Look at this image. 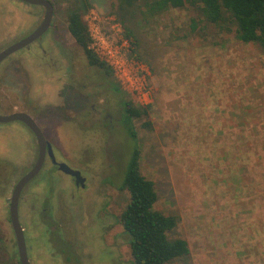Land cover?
I'll return each instance as SVG.
<instances>
[{
	"label": "rangeland",
	"instance_id": "1",
	"mask_svg": "<svg viewBox=\"0 0 264 264\" xmlns=\"http://www.w3.org/2000/svg\"><path fill=\"white\" fill-rule=\"evenodd\" d=\"M49 1L53 17L41 40L46 42L44 57L67 69L60 79L51 71L40 73L34 63L42 61L41 44L7 57L0 63V116L28 114L57 157L80 169L87 185L70 203L63 180L59 183L46 163L23 189L17 215L26 232L29 264H63L43 242L39 222L44 216V224L51 230L56 226L53 230L73 243L76 264H130L127 238L118 224L128 201L120 182L132 147L119 125L122 99L146 108V117L133 121L139 173L153 183V209L177 219L167 238L187 245L184 257L167 264H264L261 49L237 41L230 26L202 22L188 5L143 20L141 1L131 9L127 38L114 0H86L90 7L82 19L97 33L90 47L110 70L108 79L86 64L66 32L65 18L81 0ZM42 16L41 8L0 0V50L32 31ZM99 40L118 69L97 50ZM109 81L122 94L112 91ZM84 95L89 101L79 103ZM90 105L99 112L94 117ZM35 158V139L23 124H0V264H19L8 199ZM51 171L49 180L45 173ZM44 197L51 209L42 212ZM88 235L96 245L84 242Z\"/></svg>",
	"mask_w": 264,
	"mask_h": 264
},
{
	"label": "trees",
	"instance_id": "2",
	"mask_svg": "<svg viewBox=\"0 0 264 264\" xmlns=\"http://www.w3.org/2000/svg\"><path fill=\"white\" fill-rule=\"evenodd\" d=\"M142 9L138 15L147 20L169 9L190 6L197 9L202 22L233 29L234 37L243 44H255L264 53V0H114V14L124 30L125 37H131L127 25L132 20V7ZM89 3L81 0L69 10L65 18L66 32L74 45L81 51L86 64L97 68L106 78L112 75L106 64L98 59L90 48V37L82 19L89 10ZM194 31L195 22L191 21ZM112 91L122 94L109 81ZM119 125L131 142V152L120 182V189L128 195V201L118 216V224L127 238L130 264H167L184 257L188 250L185 241L168 239L166 234L175 226L177 219L153 209L156 193L153 183L139 173V146L133 121L146 117V108L133 106L126 99L120 101ZM143 128H150L144 124Z\"/></svg>",
	"mask_w": 264,
	"mask_h": 264
},
{
	"label": "water",
	"instance_id": "3",
	"mask_svg": "<svg viewBox=\"0 0 264 264\" xmlns=\"http://www.w3.org/2000/svg\"><path fill=\"white\" fill-rule=\"evenodd\" d=\"M30 6H39L43 9V17L39 25L27 36L16 41L13 44H10L6 48L0 51V62L3 61L7 56L27 47L30 43L39 38L49 27L52 15L53 8L52 5L46 0H16ZM10 122H20L23 124L33 135L36 146H37V157L36 160L29 171H27L13 186L10 197L8 199V220L9 225L14 237L17 259L19 264H29L26 249L24 245V239L22 234V229L18 222L17 216V205L18 198L23 189V187L34 178L37 173L40 171L44 154L46 151L47 156L51 159L52 165H55L57 170L64 175H67L73 178L75 185L82 184L83 178L80 177V174L76 170L70 169L64 163H56L54 161L53 155L51 153L50 145L45 140L42 132L35 124V122L25 113H11L5 116H0V124H6Z\"/></svg>",
	"mask_w": 264,
	"mask_h": 264
},
{
	"label": "flooded vegetation",
	"instance_id": "4",
	"mask_svg": "<svg viewBox=\"0 0 264 264\" xmlns=\"http://www.w3.org/2000/svg\"><path fill=\"white\" fill-rule=\"evenodd\" d=\"M14 1H16V0H14ZM46 1H48L51 5H52V8H53V4L49 1V0H46ZM19 2V1H18ZM27 5V4H26ZM27 6H30V5H27ZM32 7H38V8H41V7H39V6H32ZM42 9V8H41ZM43 10V9H42ZM43 17V16H42ZM52 17H53V15H52ZM42 20V19H41ZM41 20H40V22H41ZM39 22V23H40ZM51 23H52V19H51V22H50V25H49V27H48V29L40 36V37H42L41 39H40V37L39 38H37L35 41H33L32 43H30L27 47H25V48H23V49H21V50H19V51H17V52H15V53H13V54H17V53H20V52H22V51H25V50H27L29 47H32V46H36L37 44H41L40 45V53H41V58H42V61L40 62V64L39 63H34V67L35 68H38L39 69V72L40 73H45L44 71H40L41 69H44V70H46V71H51V74H52V77L53 76H57V78L58 79H60V74L61 73H65V70L67 69V67L65 66V65H63V62H60V63H58V61H51L50 59H47V58H45L44 56H45V54H46V51H45V48L43 47V46H46V42L44 43V45H43V43H41V40L42 39H45L47 36H48V34H49V29H50V27H51ZM39 25V24H38ZM37 25V26H38ZM36 26V27H37ZM35 27V28H36ZM34 28V29H35ZM33 29V30H34ZM32 30V31H33ZM32 31H30L29 33H31ZM29 33H27L26 35H24V36H22L20 39H22V38H24L25 36H27ZM20 39H18V40H16V41H19ZM15 41V42H16ZM37 41V42H36ZM15 42H13V43H15ZM12 43V44H13ZM10 45V44H9ZM9 45H7V46H9ZM6 46V47H7ZM6 47H4V48H6ZM3 48V49H4ZM2 49V50H3ZM1 51V50H0ZM13 54H11V55H13ZM11 55H9V56H11ZM9 56H7V57H9ZM6 57V58H7ZM5 58V59H6ZM4 59V60H5ZM2 62V61H1ZM0 62V63H1ZM64 71V72H63ZM66 90H69V89H66ZM78 99H79V103H80V101H83V102H85V104H86V102L87 101H89L88 100V97L86 96V95H84V96H82V97H79L78 96ZM77 105H79V104H77ZM82 105H83V103H82ZM75 107H76V105H75ZM81 108V107H80ZM82 110V109H81ZM90 111H91V113H92V117H94V114H98L99 112H96L95 110H94V107H93V105H90ZM16 113H22V112H16ZM26 114V113H25ZM28 115V114H27ZM29 116V115H28ZM30 117V116H29ZM31 118V117H30ZM32 120H33V118H31ZM34 121V120H33ZM35 122V121H34ZM84 125V124H83ZM27 129V128H26ZM28 130V129H27ZM29 131V130H28ZM30 132V131H29ZM31 133V132H30ZM33 136V135H32ZM48 142V141H47ZM49 143V142H48ZM35 144H36V142H35ZM49 145H50V149H51V153H52V155H53V158H54V161L56 162V163H64V160L63 159H60V158H58L57 157V155H56V153H55V151L53 150V148H52V146H51V144L49 143ZM36 157H37V146H36ZM35 160H36V158H35ZM35 162V161H34ZM48 164V166H49V169H52L55 173H57L58 174V176H57V178H58V182L60 183V181L61 180H63V181H61L62 183H64V187H66V193H67V200L71 203V202H73L74 201V199H75V196L76 197H79V198H81L79 195H78V193L80 192V191H84L85 189H86V185H87V177H85V175L80 171V169H75V168H70V169H72V170H76V171H78L79 172V174H80V177L81 178H83L84 180H83V182H82V184H78V185H75V182H74V180H73V178H71V177H69V176H67V175H64V174H62L61 172H59L58 170H57V168H56V166L55 165H52V163H51V159L47 156V154H46V151H45V154H44V158H43V163H42V166H41V169H40V171L37 173V175L34 177V178H32L29 182H27V184L23 187V189L25 188V187H27L28 185H30L33 181H34V179L39 175V174H41V173H43V171H42V169H43V167L45 166V164ZM34 164V163H33ZM66 165V164H65ZM33 166V165H32ZM31 166V167H32ZM31 169V168H30ZM29 169V170H30ZM28 170V171H29ZM53 172L51 171V172H46L45 174L47 175L46 177H47V179H49V180H51V179H53V178H51V174H52ZM24 175V174H23ZM22 175V176H23ZM64 176V177H62V176ZM21 176V177H22ZM20 177V178H21ZM19 178V179H20ZM18 179V180H19ZM17 180V181H18ZM16 181V182H17ZM15 182V183H16ZM15 185V184H14ZM13 188V187H12ZM23 189H22V191H23ZM21 191V192H22ZM21 194V193H20ZM20 196V195H19ZM18 201H19V198H18ZM50 203V200H49V198L48 197H44L43 198V200L41 201V211L42 212H44L46 209H48V210H50L51 209V205L49 204ZM45 206V207H42V206ZM17 207H18V205H17ZM18 216V215H17ZM46 217L44 216V217H42V219L44 220ZM43 220H41L39 223L40 224H42V227H43V233H44V240H43V242H45L46 243V245H47V248L48 249H50V250H52L53 251V253H55V252H57L58 253V257L59 258H61L62 259V261H63V264H71V263H73V261L75 262V255H76V251L74 250V247H73V243L71 242V241H68L67 239H65L64 237H63V233L61 232V230L58 232V231H54L53 229H55L56 228V226H53V229L51 230V228H49L46 224H44V222L45 221H43ZM19 222V221H18ZM20 225V224H19ZM20 227H21V229H22V234L25 232V230L23 229V227H22V225H20ZM61 232V233H60ZM88 232H91V228H90V225H89V228H88ZM26 233V232H25ZM90 235H92V232L90 233ZM90 235H88L86 238H87V241L86 240H84V242L86 243H89L90 245H96L97 243V239H95L96 240V242L95 243H93L92 244V237L91 238H89L90 237ZM23 237H24V235H23ZM14 238V237H13ZM24 239V238H23ZM14 244H15V242H14ZM25 245V244H24ZM16 248V247H15ZM25 249H26V247H25ZM27 252V251H26ZM29 253H30V249H29ZM17 254V253H16ZM98 253L96 252L95 253V256L97 255ZM27 256V255H26ZM27 259H28V262H29V258H28V256H27ZM18 260V259H17ZM75 264H76V262H75Z\"/></svg>",
	"mask_w": 264,
	"mask_h": 264
},
{
	"label": "built area",
	"instance_id": "5",
	"mask_svg": "<svg viewBox=\"0 0 264 264\" xmlns=\"http://www.w3.org/2000/svg\"><path fill=\"white\" fill-rule=\"evenodd\" d=\"M88 30V34H89V37H90V41L94 39V42H97V39L95 38L97 33L93 34L92 31H91V28H87ZM96 46H97V50L103 55L106 57V62L113 66L114 68L118 69L119 68V65L116 61L112 62V54L110 53V50H108L106 48V46H104V42L102 40H99V45L98 43H94ZM93 47V45H92ZM91 48V47H90ZM92 49V48H91ZM94 49V48H93ZM93 51V50H92ZM96 53V52H95ZM94 53V54H95Z\"/></svg>",
	"mask_w": 264,
	"mask_h": 264
}]
</instances>
